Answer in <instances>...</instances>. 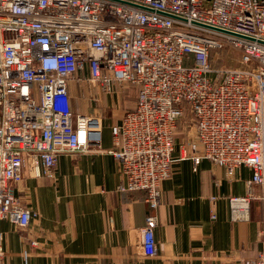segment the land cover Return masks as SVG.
I'll use <instances>...</instances> for the list:
<instances>
[{
	"label": "built area",
	"instance_id": "2783aa9c",
	"mask_svg": "<svg viewBox=\"0 0 264 264\" xmlns=\"http://www.w3.org/2000/svg\"><path fill=\"white\" fill-rule=\"evenodd\" d=\"M225 48L238 65L213 68L210 53ZM76 83L135 88L109 149L101 117L72 110ZM187 114L194 137L179 151L194 170H251L246 194L228 198L232 221L249 218L256 187L264 208V0H0V222L26 229L36 217L16 193L25 167L51 178L60 156L89 152L112 156L117 191L144 192L156 210ZM156 225L146 218L143 257L155 255ZM228 264H264V250Z\"/></svg>",
	"mask_w": 264,
	"mask_h": 264
},
{
	"label": "crops",
	"instance_id": "0c3cea01",
	"mask_svg": "<svg viewBox=\"0 0 264 264\" xmlns=\"http://www.w3.org/2000/svg\"><path fill=\"white\" fill-rule=\"evenodd\" d=\"M71 107L89 113V104L79 106L72 94ZM102 147H111L110 135L103 133ZM173 157L156 210L144 192L117 191L118 164L108 154L60 156L51 178H35L25 167L16 191L36 217L26 229L0 222L3 264H228L259 255L260 189L246 220L232 221L228 200L246 194L251 170L229 172L206 160L194 170L176 146ZM150 215L157 217L155 255L143 257L140 237Z\"/></svg>",
	"mask_w": 264,
	"mask_h": 264
},
{
	"label": "rangeland",
	"instance_id": "374dc122",
	"mask_svg": "<svg viewBox=\"0 0 264 264\" xmlns=\"http://www.w3.org/2000/svg\"><path fill=\"white\" fill-rule=\"evenodd\" d=\"M210 63L213 68H231L238 65V54L236 51L225 48L220 51L210 53ZM76 83L75 88L71 90L74 102L79 106L89 104V113L99 115L102 119L104 137L110 135V126L117 123L123 113L134 106L136 91L131 84H125L122 88H115L113 93L104 94L95 88L88 91L87 83ZM89 94V100L82 95ZM97 97V103L91 101V96ZM193 119L190 114L185 115L180 123L176 137L175 146L179 148L184 146L194 137ZM17 193V191H16ZM18 195V194H17ZM20 197V195H18ZM21 198V197H20ZM22 200V199H21Z\"/></svg>",
	"mask_w": 264,
	"mask_h": 264
}]
</instances>
